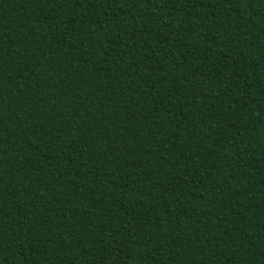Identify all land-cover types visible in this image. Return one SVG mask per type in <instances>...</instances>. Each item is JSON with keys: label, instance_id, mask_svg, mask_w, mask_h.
<instances>
[{"label": "trees", "instance_id": "obj_1", "mask_svg": "<svg viewBox=\"0 0 264 264\" xmlns=\"http://www.w3.org/2000/svg\"><path fill=\"white\" fill-rule=\"evenodd\" d=\"M0 264H264V0H0Z\"/></svg>", "mask_w": 264, "mask_h": 264}]
</instances>
